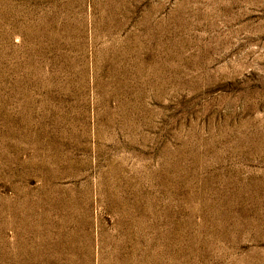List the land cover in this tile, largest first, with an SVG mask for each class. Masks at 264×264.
<instances>
[{
  "label": "rangeland",
  "instance_id": "1",
  "mask_svg": "<svg viewBox=\"0 0 264 264\" xmlns=\"http://www.w3.org/2000/svg\"><path fill=\"white\" fill-rule=\"evenodd\" d=\"M0 264H264V0H0Z\"/></svg>",
  "mask_w": 264,
  "mask_h": 264
}]
</instances>
